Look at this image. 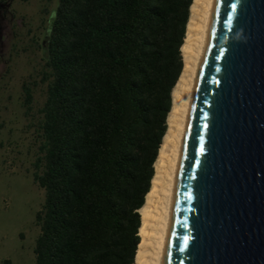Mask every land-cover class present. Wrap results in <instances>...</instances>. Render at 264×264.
<instances>
[{
  "label": "trees",
  "instance_id": "16d2710c",
  "mask_svg": "<svg viewBox=\"0 0 264 264\" xmlns=\"http://www.w3.org/2000/svg\"><path fill=\"white\" fill-rule=\"evenodd\" d=\"M191 3L57 0L19 94L44 192L34 264H135Z\"/></svg>",
  "mask_w": 264,
  "mask_h": 264
},
{
  "label": "water",
  "instance_id": "95a60500",
  "mask_svg": "<svg viewBox=\"0 0 264 264\" xmlns=\"http://www.w3.org/2000/svg\"><path fill=\"white\" fill-rule=\"evenodd\" d=\"M162 264H264V0H212Z\"/></svg>",
  "mask_w": 264,
  "mask_h": 264
},
{
  "label": "rangeland",
  "instance_id": "374dc122",
  "mask_svg": "<svg viewBox=\"0 0 264 264\" xmlns=\"http://www.w3.org/2000/svg\"><path fill=\"white\" fill-rule=\"evenodd\" d=\"M42 2L46 0H29L28 6L38 11ZM56 2L50 1V10ZM17 68L9 84L11 97L7 93L0 96V264L35 263L33 247L39 232L35 214L44 201L43 189L31 177L36 150L33 128H27L19 104L25 61L20 60Z\"/></svg>",
  "mask_w": 264,
  "mask_h": 264
},
{
  "label": "bare ground",
  "instance_id": "6f19581e",
  "mask_svg": "<svg viewBox=\"0 0 264 264\" xmlns=\"http://www.w3.org/2000/svg\"><path fill=\"white\" fill-rule=\"evenodd\" d=\"M212 0H192L181 45L183 67L172 89L167 128L153 164L154 174L145 201L139 208L141 222L135 264H162L175 188L177 163L185 131L198 64L206 46V28Z\"/></svg>",
  "mask_w": 264,
  "mask_h": 264
},
{
  "label": "flooded vegetation",
  "instance_id": "af4514ba",
  "mask_svg": "<svg viewBox=\"0 0 264 264\" xmlns=\"http://www.w3.org/2000/svg\"><path fill=\"white\" fill-rule=\"evenodd\" d=\"M28 3L29 0H0V96L7 93L11 97L9 84L16 77L20 60L25 61V76L30 77L34 59L45 57L53 10L47 6V11L40 12ZM27 81L33 82L31 77Z\"/></svg>",
  "mask_w": 264,
  "mask_h": 264
}]
</instances>
